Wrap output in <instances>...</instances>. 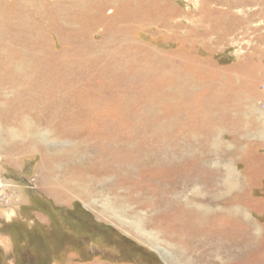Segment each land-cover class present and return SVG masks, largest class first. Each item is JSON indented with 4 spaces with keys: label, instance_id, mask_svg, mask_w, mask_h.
<instances>
[{
    "label": "rangeland",
    "instance_id": "374dc122",
    "mask_svg": "<svg viewBox=\"0 0 264 264\" xmlns=\"http://www.w3.org/2000/svg\"><path fill=\"white\" fill-rule=\"evenodd\" d=\"M0 175V264H264V0H0Z\"/></svg>",
    "mask_w": 264,
    "mask_h": 264
},
{
    "label": "trees",
    "instance_id": "16d2710c",
    "mask_svg": "<svg viewBox=\"0 0 264 264\" xmlns=\"http://www.w3.org/2000/svg\"><path fill=\"white\" fill-rule=\"evenodd\" d=\"M14 225H15L14 226L15 233L9 234V232H7L5 233V235H7L10 239L13 238L14 244L16 243V241H18V239H20L22 243L25 242L23 247H17L15 249L18 256L20 257V261H31L30 264H36V262H38L37 264H42L41 262L48 264L50 262L51 257L52 259H54V256L57 255V252L59 249L57 250L54 248L53 250H51L50 253L48 252L46 253V251L43 252L40 245L37 247L34 246V243L33 241H31V237H30V234L32 232H30L28 228H24L21 225H17V224H14ZM87 232H90V231L87 230ZM83 239L86 242L89 238L88 236L87 237L85 236ZM13 247L15 248L14 245ZM51 253L53 254V256L50 255ZM33 261L35 262L32 263Z\"/></svg>",
    "mask_w": 264,
    "mask_h": 264
},
{
    "label": "built area",
    "instance_id": "2783aa9c",
    "mask_svg": "<svg viewBox=\"0 0 264 264\" xmlns=\"http://www.w3.org/2000/svg\"><path fill=\"white\" fill-rule=\"evenodd\" d=\"M1 181H6V180H4V178L0 175V193H5V191L8 190L10 184L7 185L5 188L2 189V187H1ZM10 187H11V186H10ZM6 192H7V191H6ZM1 196L3 197L4 195L2 194ZM2 197H1V198H2Z\"/></svg>",
    "mask_w": 264,
    "mask_h": 264
},
{
    "label": "bare ground",
    "instance_id": "6f19581e",
    "mask_svg": "<svg viewBox=\"0 0 264 264\" xmlns=\"http://www.w3.org/2000/svg\"><path fill=\"white\" fill-rule=\"evenodd\" d=\"M7 185H9V183H7L6 181H1L2 189L5 188Z\"/></svg>",
    "mask_w": 264,
    "mask_h": 264
},
{
    "label": "crops",
    "instance_id": "0c3cea01",
    "mask_svg": "<svg viewBox=\"0 0 264 264\" xmlns=\"http://www.w3.org/2000/svg\"><path fill=\"white\" fill-rule=\"evenodd\" d=\"M9 238V237H8Z\"/></svg>",
    "mask_w": 264,
    "mask_h": 264
}]
</instances>
